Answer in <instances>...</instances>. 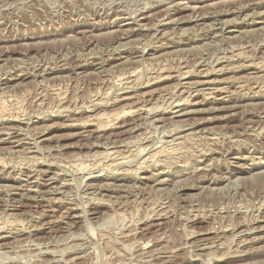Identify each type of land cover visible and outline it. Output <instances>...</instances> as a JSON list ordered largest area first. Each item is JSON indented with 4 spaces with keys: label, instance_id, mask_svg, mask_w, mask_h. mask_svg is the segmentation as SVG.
<instances>
[{
    "label": "rangeland",
    "instance_id": "obj_1",
    "mask_svg": "<svg viewBox=\"0 0 264 264\" xmlns=\"http://www.w3.org/2000/svg\"><path fill=\"white\" fill-rule=\"evenodd\" d=\"M0 126V264H264V0H0Z\"/></svg>",
    "mask_w": 264,
    "mask_h": 264
},
{
    "label": "bare ground",
    "instance_id": "obj_2",
    "mask_svg": "<svg viewBox=\"0 0 264 264\" xmlns=\"http://www.w3.org/2000/svg\"><path fill=\"white\" fill-rule=\"evenodd\" d=\"M250 1H251V0H250ZM210 5H211V4H210ZM172 11H173V10H172ZM172 11H171V12H172ZM134 13H135V12H134ZM166 13H167V12H166ZM167 14H168V13H167ZM170 14H171V13H170ZM141 16H142V15H141ZM145 16H146V15H145ZM175 16H176V15H175ZM163 17H164V16H163ZM163 17H162V18H163ZM256 17H257V16H256ZM144 19H145V18H144ZM174 21H175V20H174ZM165 22L167 23V21H165ZM178 22H179V21H178ZM176 25H177V24H176ZM190 31H191V30H190ZM113 32H114V31H113ZM193 34H194V33H193ZM106 35H107V34H106ZM170 38H171V36H170ZM239 39H240V38H239ZM240 40H241V39H240ZM220 41H221V40H220ZM261 45H262V44H261ZM198 47H199V46H198ZM240 47H241V46H240ZM12 49H13V48H12ZM113 49H114V48H113ZM23 54H24V53H23ZM81 59H82V58H81ZM245 66H246V65H245ZM220 68H221V67H220ZM162 69H163V68H162ZM24 70H25V69H24ZM216 76H217V75H216ZM57 77H58V76H57ZM155 77H156V76H155ZM160 81H161V80H160ZM214 82H215V81H214ZM191 83H192V82H191ZM191 83H190V84H191ZM210 83H211V82H210ZM190 84H189V85H190ZM196 84H197V83H196ZM198 84H199V83H198ZM204 84H205V83H204ZM102 86H103V85H102ZM195 86H196V85H195ZM193 87H194V85H193ZM176 88H177V87H176ZM159 89H160V88H159ZM219 89H220V88H219ZM246 89H247V88H246ZM250 90H251V89H250ZM150 91H151V90H150ZM216 91H217V90H216ZM216 91H213V92H216ZM221 93H222V92H221ZM215 94H216V93H215ZM209 95H210V94H209ZM218 95H219V94H218ZM191 96H192V95H191ZM214 97H215V96H214ZM184 98H185V97H184ZM184 98H183V100L186 99V98H185V99H184ZM220 98H221V97H220ZM123 99H124V98H123ZM208 99H209V98H208ZM128 100H129V99H128ZM213 100H214V99H213ZM118 101H119V100H118ZM181 101H182V100H181ZM186 101H187V100H186ZM134 103H135V102H134ZM180 103H181V102H180ZM180 103H179V104H180ZM187 103H189V102L187 101ZM141 104H142V103H141ZM176 104H177V103H176ZM184 104H185V102H184ZM195 104H196V103H195ZM197 104H198V103H197ZM155 105H156V104H155ZM188 105H189V104H188ZM174 106H175V105H174ZM184 106H185V105H184ZM182 107H183V106H182ZM223 108H224V107H223ZM132 110H133V109H132ZM156 110H157V109H156ZM199 110H200V109H199ZM128 111H129V110H128ZM211 112H212V111H211ZM118 113H119V112H118ZM121 113H122V111H120V114H121ZM123 113H124V115H125V111H124ZM123 113H122L121 115H123ZM120 114H119V115H120ZM126 114H127V113H126ZM115 115H116V114H115ZM115 115H114V117H115ZM109 116H111V115H109ZM100 118H101V117H100ZM114 119H115V118H114ZM117 119H118V118H116V120H117ZM181 119H182V118H181ZM14 120H15V119H14ZM111 122H112V121H111ZM114 122H115V121H114ZM145 123H146V122H145ZM161 123H162V122H161ZM168 123H169V122H168ZM128 124H129V123H128ZM0 127H1V126H0ZM134 129H135V128H134ZM263 129H264V128H263ZM146 131H147V130H146ZM164 133H165V132H164ZM112 134H113V133H112ZM98 136H99V135H98ZM147 137H148V136H147ZM162 140H163V139H162ZM0 141H1V140H0ZM142 143H143V142H142ZM138 148H139V147H138ZM145 148H146V147H145ZM59 149H60V148H59ZM171 149H172V148H171ZM47 152H48V151H47ZM110 152H111V151H110ZM110 152H109V153H110ZM141 153H142V152H141ZM143 153H144V152H143ZM31 157H32V156H31ZM36 158H37V157H36ZM3 161H4V160H3ZM38 161H39V160H38ZM124 161H125V160H124ZM98 163H99V162H98ZM29 165H30V164H29ZM12 169H13V168H12ZM136 172H137V171H136ZM26 176H27V175H26ZM40 177H41V176H40ZM199 177H200V176H199ZM147 181H148V180H147ZM70 183H71V182H70ZM91 184H92V183H91ZM91 184H90V185H91ZM180 184H181V183H180ZM232 184H233V183H232ZM126 185H127V184H126ZM182 185H183V184H182ZM85 186H86V185H85ZM135 186H136V185H135ZM147 186H148V185H147ZM14 189H15V188H14ZM26 190H27V189H26ZM222 190H223V189H222ZM211 192H212V191H211ZM166 193H167V192H166ZM193 196H194V195H193ZM193 196H192V197H193ZM51 198H52V197H51ZM99 198H100V197H99ZM55 201H56V200H55ZM112 202H113V201H112ZM259 208H260V207H259ZM46 215H47V214H46ZM41 224H42V223H41ZM91 228H93V227H91ZM91 230H92V229H91ZM125 235H126V234H125ZM259 237H261V236H259ZM257 238H258V237H257ZM255 239H256V238H255ZM246 241H247V240H246ZM219 248H220V247H219ZM68 251H69V250H68ZM39 253H40V252H39ZM149 259H150V258H149ZM58 260H59V259H58ZM13 262H14V261H13Z\"/></svg>",
    "mask_w": 264,
    "mask_h": 264
}]
</instances>
